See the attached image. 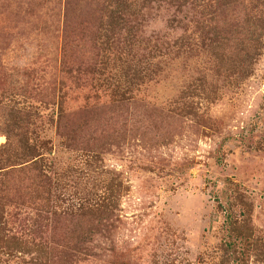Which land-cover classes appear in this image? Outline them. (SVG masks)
<instances>
[{
	"label": "rangeland",
	"instance_id": "374dc122",
	"mask_svg": "<svg viewBox=\"0 0 264 264\" xmlns=\"http://www.w3.org/2000/svg\"><path fill=\"white\" fill-rule=\"evenodd\" d=\"M0 264H264V0H0Z\"/></svg>",
	"mask_w": 264,
	"mask_h": 264
},
{
	"label": "trees",
	"instance_id": "16d2710c",
	"mask_svg": "<svg viewBox=\"0 0 264 264\" xmlns=\"http://www.w3.org/2000/svg\"><path fill=\"white\" fill-rule=\"evenodd\" d=\"M109 142V141H108ZM104 143L103 147L101 150L103 151H107L109 149V147L111 146L110 143ZM107 146V148H105ZM100 149V148H99ZM100 210L101 211H105L104 209H102L101 207L98 209V206L96 208V206H93L92 208H86V209H83L82 212L80 214H78V218L77 220L79 219H89L88 221L91 222V223H101V224H106L105 220L101 219V215H100ZM113 216V215H112ZM231 219V218H229ZM79 225V224H78Z\"/></svg>",
	"mask_w": 264,
	"mask_h": 264
}]
</instances>
